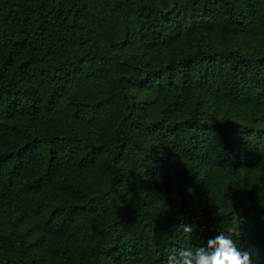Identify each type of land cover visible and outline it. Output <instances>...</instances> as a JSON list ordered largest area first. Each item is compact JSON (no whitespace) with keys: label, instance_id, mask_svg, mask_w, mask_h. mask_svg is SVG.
I'll use <instances>...</instances> for the list:
<instances>
[{"label":"trees","instance_id":"obj_1","mask_svg":"<svg viewBox=\"0 0 264 264\" xmlns=\"http://www.w3.org/2000/svg\"><path fill=\"white\" fill-rule=\"evenodd\" d=\"M222 231L264 264V0H0V264Z\"/></svg>","mask_w":264,"mask_h":264},{"label":"clouds","instance_id":"obj_2","mask_svg":"<svg viewBox=\"0 0 264 264\" xmlns=\"http://www.w3.org/2000/svg\"><path fill=\"white\" fill-rule=\"evenodd\" d=\"M186 236L193 231L190 225H181L180 229ZM237 237L240 232L229 229ZM166 264H255L250 253L237 246L232 235L221 232L209 238L204 246L173 248L167 255Z\"/></svg>","mask_w":264,"mask_h":264}]
</instances>
